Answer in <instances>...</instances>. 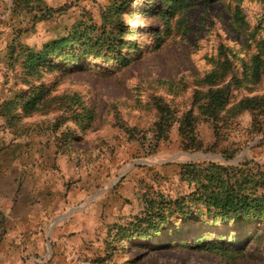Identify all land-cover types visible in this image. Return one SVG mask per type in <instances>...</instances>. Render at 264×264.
<instances>
[{
	"label": "rangeland",
	"instance_id": "rangeland-1",
	"mask_svg": "<svg viewBox=\"0 0 264 264\" xmlns=\"http://www.w3.org/2000/svg\"><path fill=\"white\" fill-rule=\"evenodd\" d=\"M123 1L127 4L117 20L128 26L125 42H134L124 49L132 58L128 65L91 56L68 65L70 72H62L63 65L34 72L35 53L50 50L59 37L83 24L99 33L104 15ZM190 1L193 6L172 14L164 0H0V198L27 204L60 193L68 202L65 193H71V203L80 197L79 202L93 204L85 232L94 239L87 250L99 257L88 264H264V237L245 240L222 255L172 243L182 235L193 240V231L132 241L117 234V228L129 225L146 208V199L158 193L168 198L189 194L208 177L218 183L227 175L232 181L248 176L255 185L258 172L264 176V109L256 105L224 130L219 141L211 123L198 122L204 147L217 142L216 152L182 150L177 123L166 139L158 138L155 97L181 116L193 108L197 82L213 68L222 46L246 58L264 39L260 0L242 1L250 22L243 32L232 23L235 1ZM235 63L241 67L240 60ZM43 86L51 91L38 111L24 114L21 99L6 110V103L29 88ZM232 93L238 98L262 95L264 77L252 92L243 87ZM73 96L93 109L95 120L85 132L60 107ZM225 149L232 152L230 159L222 155ZM14 156L23 158L22 165L13 163ZM258 229L263 235L264 223ZM243 231L238 230L241 236ZM220 234L211 229L205 240H217Z\"/></svg>",
	"mask_w": 264,
	"mask_h": 264
},
{
	"label": "trees",
	"instance_id": "trees-1",
	"mask_svg": "<svg viewBox=\"0 0 264 264\" xmlns=\"http://www.w3.org/2000/svg\"><path fill=\"white\" fill-rule=\"evenodd\" d=\"M164 1L172 14L194 4L190 0ZM233 1L236 2V6L232 14V23L243 32L250 24L241 7L243 0ZM260 2L263 4L264 19V0ZM126 4V1H123L110 10V15H104L105 23L99 33L93 32L92 26L83 24L80 29L59 37L50 50L35 53L31 58L34 72H39L42 67L47 72H51L61 65H63L62 72H70L68 65L91 56L106 61L113 60L120 66L128 65L132 58L130 54L124 53V49H131L134 42H125L124 36L129 34L128 26L117 20ZM256 48V52L251 56L239 58L230 47L222 46L213 68L197 82V89L193 94V108L186 110L181 116H177V112L172 110L162 98L155 97L153 101L159 116L155 123L158 138L164 136L166 139L170 128L177 123L182 150L216 152L217 142L204 147L197 130L200 120L211 123L216 141H219L225 137L224 130L231 128L244 111L252 110L255 105L264 109V94L244 95L238 98L232 93L243 87L252 92L253 88L262 81L264 39L256 43ZM235 60H240L241 67H238ZM50 91V87L45 88V86L29 88L22 95L6 103L5 108L10 109L21 99L24 114L38 111L39 104L43 103ZM58 100L61 99H52L54 102ZM60 107H65V111L71 113L72 120L81 132L92 127L95 120L93 109L81 104L77 96L70 97L69 101L67 99ZM194 107L198 110V114H195ZM253 125L257 126L256 117ZM221 153L226 159L232 157V152L226 149ZM257 175L260 181L255 185L250 184V179L246 178L248 176L243 179L235 178L232 181L227 175V180L220 178L218 183L211 177H208V180L201 179L192 192L176 198H168L158 193L157 197L146 199V208L143 212L137 214L129 225L119 226L117 234L126 235V240L132 241L140 238L145 240L158 237L171 238L193 231L195 232L192 236L193 240H190L189 235H182L179 240L173 238L172 243L191 248L197 246L200 250L227 254L245 240L250 242L252 239L260 240L264 237V233L260 234L258 229V225L264 223V176L259 172ZM260 187L261 190L258 191ZM176 219L177 222L174 221ZM231 227L236 231L230 230ZM211 229L221 232L218 235L219 240L211 242L205 240L208 239L205 233L210 232ZM239 229L244 230L242 236L238 232ZM198 231H201V235L196 234ZM231 235L235 238H231ZM223 239L233 241L236 245L230 246L227 242H222ZM203 240L207 242L202 243ZM191 244L194 246H188Z\"/></svg>",
	"mask_w": 264,
	"mask_h": 264
},
{
	"label": "crops",
	"instance_id": "crops-1",
	"mask_svg": "<svg viewBox=\"0 0 264 264\" xmlns=\"http://www.w3.org/2000/svg\"><path fill=\"white\" fill-rule=\"evenodd\" d=\"M59 157L62 159L61 155ZM13 159L14 164L22 165V157L14 156ZM63 176L64 173L60 178ZM56 177L58 179L59 175ZM65 194L68 202L60 193H51L48 201L27 204L0 198V264H88V261H96L99 256L87 250V243L94 238L85 232L90 206H94L79 202L80 197L78 203H71L72 194Z\"/></svg>",
	"mask_w": 264,
	"mask_h": 264
},
{
	"label": "water",
	"instance_id": "water-1",
	"mask_svg": "<svg viewBox=\"0 0 264 264\" xmlns=\"http://www.w3.org/2000/svg\"><path fill=\"white\" fill-rule=\"evenodd\" d=\"M190 156H192L193 158H208V156H205L204 154H193ZM209 157H212V156L210 155Z\"/></svg>",
	"mask_w": 264,
	"mask_h": 264
}]
</instances>
